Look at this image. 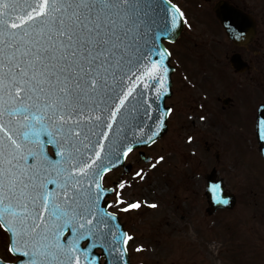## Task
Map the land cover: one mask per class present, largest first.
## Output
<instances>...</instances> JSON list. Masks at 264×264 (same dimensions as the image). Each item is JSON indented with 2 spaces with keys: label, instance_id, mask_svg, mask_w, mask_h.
Instances as JSON below:
<instances>
[{
  "label": "snow or ice",
  "instance_id": "obj_1",
  "mask_svg": "<svg viewBox=\"0 0 264 264\" xmlns=\"http://www.w3.org/2000/svg\"><path fill=\"white\" fill-rule=\"evenodd\" d=\"M161 3L166 15L153 32L148 11ZM161 3L0 0V229L22 264H99L96 247L112 257L108 264L123 261L132 237L113 223L105 197L123 200L102 177L132 150L129 138L157 135L133 131L130 118L143 103L151 120L149 93L167 91L161 41L183 13Z\"/></svg>",
  "mask_w": 264,
  "mask_h": 264
},
{
  "label": "rangeland",
  "instance_id": "obj_2",
  "mask_svg": "<svg viewBox=\"0 0 264 264\" xmlns=\"http://www.w3.org/2000/svg\"><path fill=\"white\" fill-rule=\"evenodd\" d=\"M185 53L179 57L176 51V57ZM231 83L225 68L217 94L235 97L233 108L222 110L219 102L213 113H193L187 106L178 126L175 107L167 131L144 148L150 162L133 151L127 157L129 172L121 176L117 168L104 176V185L115 187L123 200L116 204L112 193L109 210L132 237L126 245L131 264H264V158L254 127L262 99L249 102V120L243 111L249 107L247 89L228 91ZM214 167L237 203L209 215L206 175ZM132 203L140 206L123 210ZM4 240L0 237V251Z\"/></svg>",
  "mask_w": 264,
  "mask_h": 264
},
{
  "label": "flooded vegetation",
  "instance_id": "obj_3",
  "mask_svg": "<svg viewBox=\"0 0 264 264\" xmlns=\"http://www.w3.org/2000/svg\"><path fill=\"white\" fill-rule=\"evenodd\" d=\"M171 2L183 13V28L176 39L164 41L173 66L172 93L166 99L171 109L168 120L174 115L175 107L179 110L175 118L178 126L183 124L182 112L187 106L193 113H213L219 102L222 110L233 108L235 97L222 98L217 94L221 71L227 68L232 87L225 86L226 89L234 92L247 89L244 101L249 107L243 111L249 120L253 117L249 102L253 101L254 105L258 99L263 101L254 111L255 127L258 108L264 103V0ZM176 51L179 57L181 52H186L185 58H177ZM120 173L124 175L122 169ZM0 237L5 239V249L0 251L4 264H22L20 255L8 251V233L0 229ZM98 254L103 264L102 251Z\"/></svg>",
  "mask_w": 264,
  "mask_h": 264
},
{
  "label": "water",
  "instance_id": "obj_4",
  "mask_svg": "<svg viewBox=\"0 0 264 264\" xmlns=\"http://www.w3.org/2000/svg\"><path fill=\"white\" fill-rule=\"evenodd\" d=\"M155 2L161 3V0H155ZM162 7H163V5L161 3L160 7H153V9L151 11H148L147 9H145V11H148V17L147 18L150 20L156 21V23L153 25V32H156L158 30V27L163 24L164 17L166 14L162 10ZM182 27H183V20H182V17H180L177 28L174 29L170 35H168L162 39L161 43H162V46L164 49H166L164 42H163L164 39L174 40L175 38H177L179 36V34L182 30ZM169 60H170V54H169V51L166 49L165 64L168 68V74H167V80L165 81V87L167 88V91L164 92L162 95H159V96H157L155 94V92L149 93L148 98H147V103H149L151 105V109L149 111V116H151L152 119L149 120L146 116H144V109L147 105L143 104V103L141 104L139 111L137 113H133L132 117L130 118L131 123L133 124V129H132L133 131H135L136 127L138 126V127L142 128L144 133H147L150 135L152 131H156L157 135L153 138V140L151 142H147V143H136V142H133L131 140V138H129L128 142L132 143V150L137 148V147L149 146L154 141H156L158 138H160L167 129V118H168L169 113H167V115L164 116L162 122L159 120V114L161 112H167V110L169 109L165 103L166 98L171 94V85H172L171 74H172L173 67L170 65ZM155 91L158 92L159 88L157 87L155 89ZM141 121H143V123H141ZM260 121H264V104L260 105V107H259L258 115H257V121H256V133H257V139L259 142V149H260L261 154L264 157V139L260 138V125H259ZM136 135H137V137H139L141 135V133L136 132ZM144 139L146 140L147 137L145 136ZM49 147H51L53 153L49 151ZM47 151H48L49 155L54 154V149L51 145H49L47 147ZM122 151H123V149H122ZM130 152H128V153H130ZM140 156L146 162L150 161V157L146 156L144 151H140ZM125 158H126V156H122L121 162L119 164H117L116 166L110 168L109 171L116 169V168H119V167H123V166H124L126 171H129L131 166L125 165V163H124ZM104 175H105V173H104ZM102 184H103V177H102ZM214 185L218 186V190L216 193H213L210 191V188ZM206 195H207L208 203H209V207H208L207 211L210 214H212L214 211H216L219 208H233L234 205L236 204L235 194L226 189L225 181L222 177H218V173H217L216 168H214L207 175ZM108 196L109 195H107L106 197H108ZM217 196H219L220 200L227 199L228 204H223L221 202H218ZM106 197H105V200L108 201L106 199ZM102 207H103V204H102ZM107 210H108V207H107ZM116 217H117V220L113 221V223H118L120 225V231L127 233L123 224L121 223L119 217L117 215H116ZM98 249H101L103 251V249L101 247H96L93 251H94V254L99 257V255L95 253L96 250H98ZM103 255L106 258L105 264H108V261H110L112 259V257L107 256V254L104 251H103ZM0 264H4V263L0 260ZM99 264H100V262H99ZM121 264H130L127 250H126V253L124 254V259L121 262Z\"/></svg>",
  "mask_w": 264,
  "mask_h": 264
}]
</instances>
